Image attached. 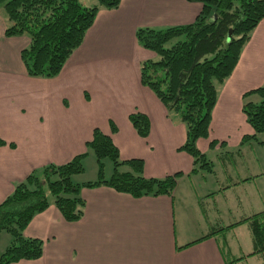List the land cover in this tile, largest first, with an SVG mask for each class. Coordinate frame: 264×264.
I'll return each instance as SVG.
<instances>
[{
	"label": "crops",
	"instance_id": "0c3cea01",
	"mask_svg": "<svg viewBox=\"0 0 264 264\" xmlns=\"http://www.w3.org/2000/svg\"><path fill=\"white\" fill-rule=\"evenodd\" d=\"M200 8L195 0H121L117 9H100L62 72L49 79L26 74L20 53L29 40L6 38L0 11V203L31 172L86 152L95 128L111 137L121 160L141 159L144 177L180 173L171 196L81 188L82 217L66 222L53 205L36 214L22 234L41 240L43 254L12 264H264V252L252 254L245 221L264 213V175L241 161L243 146L257 144H242L254 134L242 104L245 93L264 86V19L232 74L216 85L209 136L196 143L212 173L192 172L193 159L178 150L184 125L139 80L140 64L155 55L138 44L137 29L189 24ZM135 111L150 120L146 139L128 119Z\"/></svg>",
	"mask_w": 264,
	"mask_h": 264
},
{
	"label": "trees",
	"instance_id": "16d2710c",
	"mask_svg": "<svg viewBox=\"0 0 264 264\" xmlns=\"http://www.w3.org/2000/svg\"><path fill=\"white\" fill-rule=\"evenodd\" d=\"M201 8L186 25L165 29L140 28L135 33L138 44L155 55L139 67V80L176 115L185 127V141L179 151L187 153L195 168L192 172H213V165L197 148V141L207 139L212 110L217 99V84L232 74L241 51L258 23L264 19V0H195ZM121 0H96L83 7L79 0H0L6 23V38L27 37L29 45L20 53L26 74L32 78L58 76L70 55L83 42L100 9L114 10ZM168 44H171L168 46ZM242 113L254 134L245 141L259 145L264 134V86L243 95ZM128 119L137 135L150 134L147 115L135 111ZM112 133L116 126L110 123ZM5 143L0 140V146ZM217 141L210 142L214 147ZM224 144V143H221ZM92 154L98 164L93 182L75 184L72 177L83 172L82 160ZM112 163V173L104 178V160ZM141 159L121 160L110 136L98 128L86 142V152L70 161L44 166L42 176L31 172L16 184L12 193L0 203V235L7 233L10 242L0 255V264L36 260L43 254V242L26 238L22 232L32 218L51 203L66 222L78 221L83 214L81 188L106 186L133 198L171 196L180 173L161 179L143 176ZM123 169V170H122ZM125 169V170H124ZM253 239L252 254L264 252V213L245 220ZM214 232L208 234L213 235Z\"/></svg>",
	"mask_w": 264,
	"mask_h": 264
},
{
	"label": "rangeland",
	"instance_id": "374dc122",
	"mask_svg": "<svg viewBox=\"0 0 264 264\" xmlns=\"http://www.w3.org/2000/svg\"><path fill=\"white\" fill-rule=\"evenodd\" d=\"M85 2L84 4L81 3ZM89 0H80V4L83 7H92L93 4L88 2ZM89 4V5H86ZM171 44H168V46H170ZM177 115V114H176ZM260 141L264 142V134L261 135L259 137ZM244 147V151L243 155H242V162L245 165V169L250 170V172H252L253 174H259L262 173V175H264V144L263 145H257V144H253V143H249V146H243ZM214 153H210V155L212 157ZM215 154L219 155L217 152H215ZM210 156V157H211ZM239 156L237 157V159L239 160ZM216 163H219V160L216 159ZM104 164V168H103V174H104V178L108 179L111 176L112 173V163L109 160H104L103 161ZM82 165H83V172L79 175H75L72 177V181L75 184H83L86 182H93L97 179L98 176V164L96 162L95 157L90 154L88 155L86 158H84L82 160ZM37 176L41 177L42 176V170L37 171ZM264 187V182L261 185V188ZM264 190V189H262ZM46 191V195H47V199L48 201L51 203L52 205V198L49 195L47 189L45 188ZM4 237H7L9 239V236L7 233H2L0 235V255L1 253L5 250L7 245H3V239ZM10 241V239H9ZM6 241V242H9Z\"/></svg>",
	"mask_w": 264,
	"mask_h": 264
}]
</instances>
